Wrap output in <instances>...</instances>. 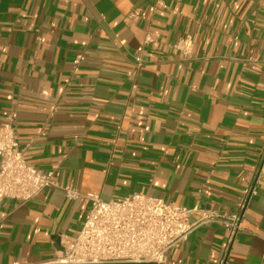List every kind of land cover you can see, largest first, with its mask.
Instances as JSON below:
<instances>
[{
  "label": "crops",
  "instance_id": "1",
  "mask_svg": "<svg viewBox=\"0 0 264 264\" xmlns=\"http://www.w3.org/2000/svg\"><path fill=\"white\" fill-rule=\"evenodd\" d=\"M7 123L58 187L0 201V264H53L91 195L233 214L264 149V0H0ZM225 240L201 226L164 264H221ZM225 264H264V171Z\"/></svg>",
  "mask_w": 264,
  "mask_h": 264
},
{
  "label": "built area",
  "instance_id": "2",
  "mask_svg": "<svg viewBox=\"0 0 264 264\" xmlns=\"http://www.w3.org/2000/svg\"><path fill=\"white\" fill-rule=\"evenodd\" d=\"M140 16V10H135L130 18ZM193 46L191 36H186L175 47L189 56ZM138 63L141 66L140 58ZM263 171L264 149L236 211L233 214L207 211L196 220H193L196 209L190 210L143 193L108 202L98 195H91V207L79 234L61 239L53 264H164L170 251L180 247L201 226L212 223H220L226 230L221 260V264H225L243 230L247 206L257 194ZM55 176V171L43 172L27 161L13 124L0 127V201L29 202L44 190L58 187ZM66 194L70 200L80 196L72 187L66 188Z\"/></svg>",
  "mask_w": 264,
  "mask_h": 264
}]
</instances>
